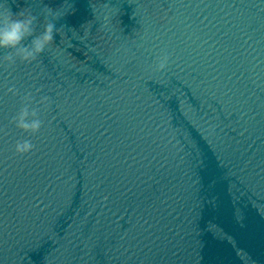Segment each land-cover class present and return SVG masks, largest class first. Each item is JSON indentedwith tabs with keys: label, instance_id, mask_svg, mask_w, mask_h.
Listing matches in <instances>:
<instances>
[{
	"label": "water",
	"instance_id": "water-1",
	"mask_svg": "<svg viewBox=\"0 0 264 264\" xmlns=\"http://www.w3.org/2000/svg\"><path fill=\"white\" fill-rule=\"evenodd\" d=\"M0 9V264H264V0Z\"/></svg>",
	"mask_w": 264,
	"mask_h": 264
},
{
	"label": "clouds",
	"instance_id": "clouds-1",
	"mask_svg": "<svg viewBox=\"0 0 264 264\" xmlns=\"http://www.w3.org/2000/svg\"><path fill=\"white\" fill-rule=\"evenodd\" d=\"M23 18H13L7 10L0 9V48L17 47L24 37L31 33L34 17L30 13L21 12ZM54 25L49 23L43 34L34 40V51L27 48L20 49L24 59L33 58L35 53L43 51L44 47L53 39ZM163 64H161V67ZM27 126V125H25ZM32 127H38L39 122L33 121ZM23 147H27L26 145Z\"/></svg>",
	"mask_w": 264,
	"mask_h": 264
}]
</instances>
